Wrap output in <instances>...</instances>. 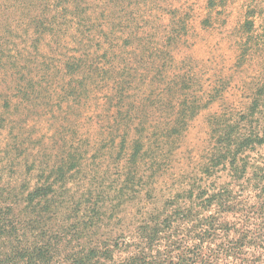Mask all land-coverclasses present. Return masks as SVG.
I'll return each instance as SVG.
<instances>
[{
    "label": "rangeland",
    "instance_id": "374dc122",
    "mask_svg": "<svg viewBox=\"0 0 264 264\" xmlns=\"http://www.w3.org/2000/svg\"><path fill=\"white\" fill-rule=\"evenodd\" d=\"M22 1L0 0V264H208L194 260L181 213L193 196L222 189L238 205L244 196L252 222L255 171L225 157V139L264 126V0H63L85 24L64 27L61 51L49 35L35 50L29 27L43 9ZM92 26L121 38L114 67L129 61L122 105L131 114L120 123L115 72L76 98L62 70ZM30 84L32 96L18 92ZM187 99L198 109L186 126L160 132ZM248 154L251 165L264 161V147ZM238 263L220 255L211 264Z\"/></svg>",
    "mask_w": 264,
    "mask_h": 264
},
{
    "label": "trees",
    "instance_id": "16d2710c",
    "mask_svg": "<svg viewBox=\"0 0 264 264\" xmlns=\"http://www.w3.org/2000/svg\"><path fill=\"white\" fill-rule=\"evenodd\" d=\"M22 2H41L40 8L43 9L40 16H35L33 18L29 27L34 31L33 46L35 50L37 45L41 43L47 35L52 36V38L56 40L55 44L61 46L60 51L63 50L66 47L62 43L60 44L59 38L62 36L64 27L70 24V21H72L71 26L76 24L78 27H83L85 24V22L80 19L78 8L76 11L68 13L66 6L62 4L63 0H23ZM52 9H55V15L53 17H48V14ZM70 17L72 19H70ZM76 19H79L78 23H75ZM253 26L254 23L251 21H247L245 23L247 31L251 30ZM99 28L100 26H92L91 28H88L91 29L89 36H87L84 40H80V44L83 46V53L78 56H66L65 59L61 60L63 64L62 70L64 71L63 73L70 77V81L73 82V84L69 87L74 89L76 98L85 95L88 91L86 86L88 83L92 85L93 77L98 78L96 85H100L103 81L101 78H104V75L107 73L110 75L112 72H115L118 75L117 77H119L115 79V83L119 86V93L117 92V97L115 98L117 100L116 105L118 107L116 120L120 123L121 116L131 114L128 109L124 108L125 105H122V102L125 101V94L128 89H130L128 87L131 85L128 84V86H126L127 82H123L127 78L126 75L124 76L123 74H126V67L129 66V61L126 60L123 68L121 66H113V63L115 62L113 59H120V57L118 58L119 54L116 53V50L118 48H122L117 45L121 38L114 37L113 35L103 31L100 32V36L96 33L94 34L93 30H98ZM129 39H127L128 42L125 41L127 42V44L125 43L126 45L130 44ZM169 39L171 40L172 38L169 37ZM142 40L143 43H147L149 41L147 38H142ZM23 42L24 41H22V43ZM14 43L15 42H10V46H13ZM4 44L5 43L1 41L0 47L4 46ZM106 44L107 48H102ZM124 49H126V46ZM129 51L128 53L137 55L138 49L135 47V49ZM4 52L5 51H0V62H2V58L6 56V53ZM15 53L16 49L12 50L9 55L14 56ZM61 55L65 56V54ZM33 56L35 55L33 54ZM50 59V62H46V65L51 63L53 66H57V63L53 61L54 58ZM117 59L116 61H118ZM142 60L143 59H141V61ZM105 65H110L111 69L105 71ZM48 68L51 70L52 66H48ZM53 73H51V75ZM58 73L60 72L58 71ZM85 74L90 75L91 77L85 79L82 78ZM84 80H86V83H84L85 86L83 84ZM32 91L33 87L30 84L27 88H24V90L19 89L18 92L22 93L24 96L30 97L32 96ZM189 102L190 101L187 99L180 104L182 106V112L180 114H176L174 118L167 117L166 119L160 120L159 123L161 126L158 127V130L166 134H171V136L177 135L179 133V128H181V124L186 126L188 119L191 117L189 115L198 109L196 104H190ZM168 105V108L173 107L172 102ZM254 105H256V101L253 103L250 110L254 107ZM218 119L219 118H214V120ZM0 122L3 123L2 118ZM231 124L232 125L229 126L234 128L238 127V121L232 122ZM139 126H141L142 130L146 133L148 130L146 122L139 124ZM149 127L152 128V126ZM239 129L240 133L239 131L236 132L237 136L234 140L230 137L226 138L229 136L226 135L227 132L223 135L226 138L225 157H229V159H233L235 161L239 160L243 174L247 173L249 166H253L255 171V187L259 192V196H256V202L253 205L256 211L254 212V215L251 216L252 222L249 224L246 223V218H249L248 215L250 212H248L249 209H247L246 204H244V196L241 198V201H239V205L237 202L238 198L235 194L233 195V193L228 190L222 191V189H220L217 192L207 193L206 196H193V199L191 200L192 205L188 211H185L186 209L182 211L181 214L183 217L181 220L188 221V224L192 227L191 246L193 248L192 254L194 260H206L208 264H211L212 262L217 261V258H219L220 255H226L236 259V261L239 262L238 264H264V161L256 162L251 165L249 161L251 160V156L248 154L251 152L254 153L258 148L264 147V126L259 127L258 131H252L247 134L245 133L247 131L245 128L242 127ZM142 141H144V139ZM11 150L19 151V153H25V147L17 146V144L14 145ZM231 163L234 162L231 161ZM240 206V213L243 218L237 217ZM205 211H212L213 213L205 215ZM230 215L237 217L238 222H230ZM155 220V224L157 223L156 226H159L160 222H157L159 220ZM5 225L6 224L2 225L0 223V228H5ZM225 235H227V237L230 235H238L239 237L230 239L225 237ZM223 239H225L226 242L223 241Z\"/></svg>",
    "mask_w": 264,
    "mask_h": 264
}]
</instances>
